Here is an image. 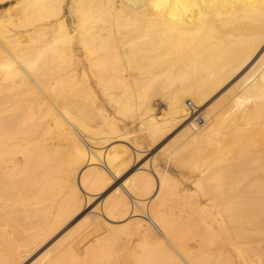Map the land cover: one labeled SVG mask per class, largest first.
I'll return each instance as SVG.
<instances>
[{"label": "bare ground", "instance_id": "6f19581e", "mask_svg": "<svg viewBox=\"0 0 264 264\" xmlns=\"http://www.w3.org/2000/svg\"><path fill=\"white\" fill-rule=\"evenodd\" d=\"M0 264H264V0L1 10Z\"/></svg>", "mask_w": 264, "mask_h": 264}, {"label": "rangeland", "instance_id": "374dc122", "mask_svg": "<svg viewBox=\"0 0 264 264\" xmlns=\"http://www.w3.org/2000/svg\"><path fill=\"white\" fill-rule=\"evenodd\" d=\"M17 2V0H7L5 3H0V11L9 7L10 5H12L13 3ZM65 19L69 24V17L67 15H65ZM232 82L228 83L227 85H225L222 89H220L219 91H216L215 93H213V95H211L209 97V99L207 100L206 103V107L211 106L221 95V93H223L225 90H227V88H229L231 86ZM158 102V100H156ZM158 106V110L159 108L161 109V103L157 104ZM110 111V109H108ZM177 131V129L165 136H163V140L160 138L155 147H152L151 150L149 151L150 153L148 155H146V157L142 158L140 161L136 162V163H132L133 165H131L129 168H127V170L123 173H121L120 175H118L116 178H114L108 185H106L104 187V189H102V191L99 192L97 197L92 198L90 201H88L80 211H78L77 213H75L74 217L68 221V223L63 227L62 231L59 233V235L65 231L68 228H71L73 226H77L79 225L85 218H87L90 214H92L93 212H95L97 210V208L100 206V204L102 202H104L107 198H109L110 196H113L116 192L117 189L120 187H122V185L129 180V178H133L132 176L137 174L141 168V166H143V164L147 161V159L149 158L150 154H158L159 148H161L160 146H163L167 141L171 140V138L174 136L175 132ZM173 133V134H172ZM170 136V137H169ZM166 137V138H165ZM161 142V144L159 145V143ZM154 152V153H153ZM169 168H167L174 176H179V171L173 167L168 166ZM188 187L189 184L188 182H183V186ZM105 234V230L101 229L99 231V233L97 232L96 235L98 236H102ZM58 235V236H59ZM95 235V236H96ZM57 237V236H56ZM56 237L52 238L50 241H48V243L46 245H44L36 254H34L32 256V258H34L41 250H43L49 243H51ZM90 239V238H89ZM94 239V238H93ZM93 239H90L91 241ZM89 240V241H90ZM88 242V241H87ZM88 243H86L85 245H82L81 248H84Z\"/></svg>", "mask_w": 264, "mask_h": 264}]
</instances>
